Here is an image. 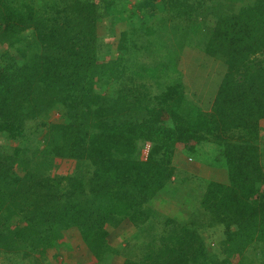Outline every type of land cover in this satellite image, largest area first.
<instances>
[{
    "label": "trees",
    "instance_id": "obj_1",
    "mask_svg": "<svg viewBox=\"0 0 264 264\" xmlns=\"http://www.w3.org/2000/svg\"><path fill=\"white\" fill-rule=\"evenodd\" d=\"M0 48V264H264V0H0ZM206 147L227 181L176 164Z\"/></svg>",
    "mask_w": 264,
    "mask_h": 264
},
{
    "label": "rangeland",
    "instance_id": "obj_2",
    "mask_svg": "<svg viewBox=\"0 0 264 264\" xmlns=\"http://www.w3.org/2000/svg\"><path fill=\"white\" fill-rule=\"evenodd\" d=\"M103 28H104L103 30L104 33L106 35H109L110 30H111L109 26L104 25ZM178 42H179V38L176 37L175 44L177 45ZM192 50L194 51V55L190 57V55L193 54ZM2 52L3 50L0 48V55L2 54ZM183 58H185V64L183 66L184 68L186 66L188 67L189 64L192 66L191 78L192 80H195L194 83H196L194 86V89L196 87L197 88L196 93L198 95H201V97H203V98H198V100H201L200 101L201 106L209 108L210 104L213 101V98L215 97L216 91L218 87L220 86L222 78L225 74L224 69L221 68L219 64H216L215 66H213L212 64L209 63L208 60L205 61L204 60L205 55L203 53H200V51H198L197 48H195L194 50V47H191V46L188 47L187 52L183 53L182 59ZM185 74L187 78H190L187 75L188 74L187 72H185ZM210 101L211 103L208 104L207 102H210ZM263 126H264V121H263ZM0 143H2L1 140H0ZM210 151H211L210 148L206 147V153H204L203 159H201L200 162H197L195 160L190 161L191 157H187L188 155L186 156V154L178 152L175 162L181 168L189 170L190 172H193V173H200L201 176L210 179L212 178V176L215 177L214 174H218L219 172L217 171V173H215L214 172L215 170L210 168L211 167L210 163L212 160V155ZM171 196L173 197L172 200H175L174 198L176 197V194L172 193ZM166 200H164L165 201L164 204H162L161 202L158 203V206L156 204V207L161 208L162 212H166L168 215L173 216V217L178 216L179 220H181V217L186 218V216L189 214L190 212L189 209H186L185 212H178L179 211L178 206L174 203L169 204L171 202L166 201ZM169 200H171L170 197H169ZM134 233H135V229H133V227L129 223H125L120 229L111 230V238H110L111 243L115 247H118L121 244L124 245L126 240L132 237ZM211 237L212 236L209 233L206 234L207 240H210ZM215 237L217 238V240L212 241L211 243L212 247H214L215 244L222 239L223 235L221 233V230L215 233ZM60 246H61L60 252L62 254L60 255L58 254V255L60 256L61 262L63 263L67 262L65 258L67 252H71V253L74 252L77 256L78 264H97L94 257L84 247L80 237L72 232L68 237H65L64 240L61 241ZM250 257L258 258L260 257V252L257 251L255 253H251ZM117 264H120V263L118 262Z\"/></svg>",
    "mask_w": 264,
    "mask_h": 264
},
{
    "label": "crops",
    "instance_id": "obj_3",
    "mask_svg": "<svg viewBox=\"0 0 264 264\" xmlns=\"http://www.w3.org/2000/svg\"><path fill=\"white\" fill-rule=\"evenodd\" d=\"M212 178L213 179H216V180H222V181H227V174H226V172H224V171H219L218 172V174H216L215 175V177H213L212 176ZM169 197H170V199H171V195H169V196H165V197H161L159 200H157L156 202H155V205H154V207L157 209V210H160L161 212H162V209L161 208H159V207H156V204H157V206H158V203L159 202H161L162 204H164L163 203V200H165L166 198L167 199H169ZM175 202V201H174ZM134 229V228H133ZM118 230V229H117ZM135 233H136V231H135ZM134 233V234H135ZM133 234V235H134ZM111 238V237H110ZM110 242H111V240H110ZM113 245V244H112ZM121 245H123V244H121ZM119 247V246H118Z\"/></svg>",
    "mask_w": 264,
    "mask_h": 264
},
{
    "label": "clouds",
    "instance_id": "obj_4",
    "mask_svg": "<svg viewBox=\"0 0 264 264\" xmlns=\"http://www.w3.org/2000/svg\"><path fill=\"white\" fill-rule=\"evenodd\" d=\"M146 150H148V148L146 147ZM190 161H194L192 158L190 159ZM127 241V240H126ZM126 243V242H125ZM125 245V244H124Z\"/></svg>",
    "mask_w": 264,
    "mask_h": 264
}]
</instances>
